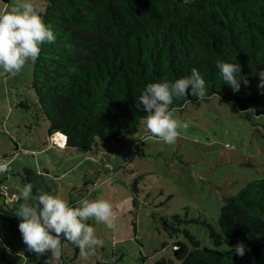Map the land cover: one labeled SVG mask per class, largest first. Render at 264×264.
Here are the masks:
<instances>
[{
	"label": "rangeland",
	"instance_id": "1",
	"mask_svg": "<svg viewBox=\"0 0 264 264\" xmlns=\"http://www.w3.org/2000/svg\"><path fill=\"white\" fill-rule=\"evenodd\" d=\"M46 3L0 0V160L8 164L0 187L9 191L8 205L0 202V264L13 252L20 264H180L173 243L187 239L182 231L168 234V224L213 247L208 227L187 221L216 226L225 198L264 178V121L213 95L149 118L137 133L91 152L66 148L56 136L54 143L29 88L37 12ZM136 144L145 155L132 153ZM24 168L56 203L32 195ZM57 221L89 228L77 255L58 240L69 231Z\"/></svg>",
	"mask_w": 264,
	"mask_h": 264
},
{
	"label": "trees",
	"instance_id": "2",
	"mask_svg": "<svg viewBox=\"0 0 264 264\" xmlns=\"http://www.w3.org/2000/svg\"><path fill=\"white\" fill-rule=\"evenodd\" d=\"M37 19L29 88L37 114L49 123L48 138L61 133L66 148L87 153L119 142L145 120L213 95L264 121V0H47ZM134 152L145 155L139 144ZM0 163L6 164L0 173L7 172ZM22 182L33 196L56 203L50 190L37 187L31 168ZM2 197L8 205L9 191L0 187ZM225 200L216 226L187 221L204 223L213 247L186 228L165 226L170 235L186 236L173 243L180 264H264V178ZM80 223L72 229L58 222L69 231L58 240L76 255L89 231Z\"/></svg>",
	"mask_w": 264,
	"mask_h": 264
},
{
	"label": "crops",
	"instance_id": "3",
	"mask_svg": "<svg viewBox=\"0 0 264 264\" xmlns=\"http://www.w3.org/2000/svg\"><path fill=\"white\" fill-rule=\"evenodd\" d=\"M8 1H9V0H8ZM8 1H7V2H8ZM11 254H12L13 256H12V255H9L10 258H8L6 261H8V260L11 261V264H20V263H18L19 261H18V262L16 261V263H13V261H14L13 259H14L15 256H17V254L14 253V252L11 253ZM22 255H23V254H22ZM22 264H23V263H22Z\"/></svg>",
	"mask_w": 264,
	"mask_h": 264
},
{
	"label": "bare ground",
	"instance_id": "4",
	"mask_svg": "<svg viewBox=\"0 0 264 264\" xmlns=\"http://www.w3.org/2000/svg\"><path fill=\"white\" fill-rule=\"evenodd\" d=\"M56 137H57V138H60L62 145H64V144H63V140H62L64 136H63L61 133H58V134H56ZM64 142H65V141H64Z\"/></svg>",
	"mask_w": 264,
	"mask_h": 264
},
{
	"label": "built area",
	"instance_id": "5",
	"mask_svg": "<svg viewBox=\"0 0 264 264\" xmlns=\"http://www.w3.org/2000/svg\"><path fill=\"white\" fill-rule=\"evenodd\" d=\"M6 169V164L0 163V171Z\"/></svg>",
	"mask_w": 264,
	"mask_h": 264
},
{
	"label": "clouds",
	"instance_id": "6",
	"mask_svg": "<svg viewBox=\"0 0 264 264\" xmlns=\"http://www.w3.org/2000/svg\"><path fill=\"white\" fill-rule=\"evenodd\" d=\"M57 134H58V133H57ZM55 136H56V134L53 136V142L57 144V143H59V142L56 141ZM64 143H65V142H64ZM58 145H61V144H58Z\"/></svg>",
	"mask_w": 264,
	"mask_h": 264
}]
</instances>
